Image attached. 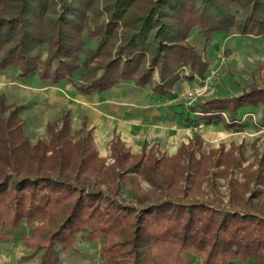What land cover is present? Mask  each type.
<instances>
[{
  "label": "trees",
  "instance_id": "1",
  "mask_svg": "<svg viewBox=\"0 0 264 264\" xmlns=\"http://www.w3.org/2000/svg\"><path fill=\"white\" fill-rule=\"evenodd\" d=\"M196 27L207 37L233 30L262 36L264 0H0V71L13 68L22 78L36 73L55 84L84 66L85 82L76 85L82 92H101L133 80L151 83L163 93L169 81L178 79L183 63L203 73V61L187 41ZM85 32L99 38L96 49L84 50ZM44 45L45 55L38 51ZM80 50L86 54L81 63ZM258 106L264 121V86L252 85L236 96L183 105L177 113L195 123L200 111L207 122L233 126L241 108ZM16 113L0 116V129L11 125ZM64 121L67 125L68 118ZM50 130L58 146L52 170L38 149L44 142L36 145L32 166H25L14 149L5 155L8 160L0 154V240H12L27 222L32 233L23 239L33 254L42 252L39 264H58L60 252L75 249L79 237L103 239L101 254L107 264H147L155 245L166 248L165 264H183L187 252L202 254L204 264H264V202L255 201L254 191L229 203L147 192L128 200L119 193V183L115 188L107 183L105 167L85 168L94 157L87 153L84 138L75 143L79 151L73 159L63 129ZM9 139L7 133L0 136L1 142ZM26 145L27 139L19 143ZM123 145L120 141L119 148ZM119 150L116 159L131 154ZM139 162L131 168L137 170Z\"/></svg>",
  "mask_w": 264,
  "mask_h": 264
},
{
  "label": "rangeland",
  "instance_id": "2",
  "mask_svg": "<svg viewBox=\"0 0 264 264\" xmlns=\"http://www.w3.org/2000/svg\"><path fill=\"white\" fill-rule=\"evenodd\" d=\"M82 38L84 50L96 49L97 36L85 32ZM187 41L202 59L203 73L183 63L177 70L178 79L169 81L163 93L154 90L151 83L137 85L128 80L102 93L82 94L75 86L85 82L81 76L84 66L72 77L55 84L36 73L22 78L13 68L0 71V116L8 118L17 110L11 125L0 129L1 137L3 133L10 137L9 141H0L2 158L8 160L5 155L14 149L25 166H32L36 162L32 156L38 153L36 145L44 142L46 145L38 149L44 153L48 170H52L51 158L58 146L51 126L56 131L63 129V138L69 142L67 152L73 159L79 151L75 143L84 138L89 146L87 153L94 157L88 158L85 168L105 167L107 183L113 188L119 183V193L128 200L133 199L136 192H147L153 197L179 194L229 203L232 198L238 201L249 197L254 191L255 201L264 202L262 107L241 108L236 116L238 122L233 126L220 120L207 122L200 111L195 112V123L186 122L177 113L183 105H194L213 97L236 96L252 85L264 86V35L248 36L233 30L207 37L196 27L188 33ZM46 49L44 45L38 51L45 55ZM84 50L79 52L80 63L86 57ZM154 75L155 79L159 78L157 70ZM101 96L106 104L96 101V97ZM103 112L113 121L156 115V141L144 144L139 151L132 149L115 127L104 134L101 142L94 135L96 131L90 119ZM223 116L227 118V112L223 111ZM12 126L14 129L9 130ZM25 139L28 145L19 147ZM116 139L119 141L114 143ZM120 141L124 143L123 148H119ZM116 149L118 153L119 149L123 152L129 149L132 155L116 159ZM138 160L139 167L133 170L131 167ZM115 171L122 172L121 178ZM31 233L30 224L23 222L14 231L12 240H0V264H39L42 252L33 254L34 248L23 239V234ZM102 242L103 239L90 242L79 237L75 249L60 252L58 264H107L101 254ZM165 249L162 245L153 246L147 264H165ZM183 264H204L203 255L187 252Z\"/></svg>",
  "mask_w": 264,
  "mask_h": 264
},
{
  "label": "crops",
  "instance_id": "3",
  "mask_svg": "<svg viewBox=\"0 0 264 264\" xmlns=\"http://www.w3.org/2000/svg\"><path fill=\"white\" fill-rule=\"evenodd\" d=\"M75 89H77V91L79 92H82L76 86H75ZM105 91H101V92L95 91V92L87 93V94H94L96 92L102 93ZM84 93L86 92H82V94ZM96 99H98L96 101L100 100V102H102L103 104H106L102 100L103 99L102 96L98 98L96 97ZM106 99H107V96H106ZM118 103H121V101H118ZM127 109L128 108H125V110ZM139 109L140 108H137V110ZM125 113L129 114V112H125ZM144 113H145V110H144ZM90 122L92 123V128L95 127L96 133H94V135L96 134V139L100 140L101 142L103 141L104 134L109 133L115 127L120 132L119 134L122 137V139L127 143V145H130L132 149H136L139 151L140 149L138 148H140L144 144L150 141H153V142L156 141L155 140L156 138V115H150V116L138 115V116L132 117V119L122 118L120 121H113L111 118H108L106 112H103V114H101L100 116L91 117ZM141 141H143L142 145L139 144V142Z\"/></svg>",
  "mask_w": 264,
  "mask_h": 264
},
{
  "label": "built area",
  "instance_id": "4",
  "mask_svg": "<svg viewBox=\"0 0 264 264\" xmlns=\"http://www.w3.org/2000/svg\"><path fill=\"white\" fill-rule=\"evenodd\" d=\"M233 264H243V263H239V262H234Z\"/></svg>",
  "mask_w": 264,
  "mask_h": 264
}]
</instances>
